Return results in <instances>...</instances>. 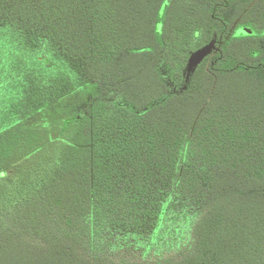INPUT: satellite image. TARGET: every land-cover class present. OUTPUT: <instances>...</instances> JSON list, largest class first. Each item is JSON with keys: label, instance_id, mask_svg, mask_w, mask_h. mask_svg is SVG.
<instances>
[{"label": "trees", "instance_id": "16d2710c", "mask_svg": "<svg viewBox=\"0 0 264 264\" xmlns=\"http://www.w3.org/2000/svg\"><path fill=\"white\" fill-rule=\"evenodd\" d=\"M0 264H264V0H0Z\"/></svg>", "mask_w": 264, "mask_h": 264}, {"label": "water", "instance_id": "95a60500", "mask_svg": "<svg viewBox=\"0 0 264 264\" xmlns=\"http://www.w3.org/2000/svg\"><path fill=\"white\" fill-rule=\"evenodd\" d=\"M213 43H214V41H211L206 46H203V47L193 51L188 58L185 71L186 70L188 71L190 69V67H192V70H191V72H192L195 69V67L197 66V64H199L202 61V59L212 51ZM191 72L187 73L186 76H188Z\"/></svg>", "mask_w": 264, "mask_h": 264}, {"label": "rangeland", "instance_id": "374dc122", "mask_svg": "<svg viewBox=\"0 0 264 264\" xmlns=\"http://www.w3.org/2000/svg\"><path fill=\"white\" fill-rule=\"evenodd\" d=\"M191 70H192V67H190V69L187 71H185V73H186V75H187V73H189V72H191Z\"/></svg>", "mask_w": 264, "mask_h": 264}, {"label": "flooded vegetation", "instance_id": "af4514ba", "mask_svg": "<svg viewBox=\"0 0 264 264\" xmlns=\"http://www.w3.org/2000/svg\"><path fill=\"white\" fill-rule=\"evenodd\" d=\"M239 30L242 31L243 30V27L239 28ZM237 33H239V31Z\"/></svg>", "mask_w": 264, "mask_h": 264}]
</instances>
